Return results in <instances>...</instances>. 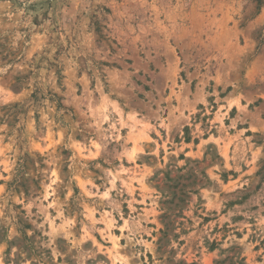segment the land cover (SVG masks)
<instances>
[{"label":"rangeland","instance_id":"1","mask_svg":"<svg viewBox=\"0 0 264 264\" xmlns=\"http://www.w3.org/2000/svg\"><path fill=\"white\" fill-rule=\"evenodd\" d=\"M0 264H264V0H0Z\"/></svg>","mask_w":264,"mask_h":264},{"label":"bare ground","instance_id":"2","mask_svg":"<svg viewBox=\"0 0 264 264\" xmlns=\"http://www.w3.org/2000/svg\"><path fill=\"white\" fill-rule=\"evenodd\" d=\"M116 246V245H115Z\"/></svg>","mask_w":264,"mask_h":264}]
</instances>
